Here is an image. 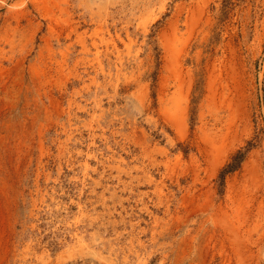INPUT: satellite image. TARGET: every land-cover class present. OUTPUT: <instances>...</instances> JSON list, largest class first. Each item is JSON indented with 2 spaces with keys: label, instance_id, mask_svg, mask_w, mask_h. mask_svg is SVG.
Instances as JSON below:
<instances>
[{
  "label": "rangeland",
  "instance_id": "rangeland-1",
  "mask_svg": "<svg viewBox=\"0 0 264 264\" xmlns=\"http://www.w3.org/2000/svg\"><path fill=\"white\" fill-rule=\"evenodd\" d=\"M0 264H264V0H0Z\"/></svg>",
  "mask_w": 264,
  "mask_h": 264
},
{
  "label": "trees",
  "instance_id": "trees-1",
  "mask_svg": "<svg viewBox=\"0 0 264 264\" xmlns=\"http://www.w3.org/2000/svg\"><path fill=\"white\" fill-rule=\"evenodd\" d=\"M242 158H243V155H241V154L239 153V154L236 156V158L233 159L232 164L229 165V166L227 167L226 171L223 172V173L226 174V173H230V172L235 171V170L239 167V165H240V163H241V161H242Z\"/></svg>",
  "mask_w": 264,
  "mask_h": 264
}]
</instances>
